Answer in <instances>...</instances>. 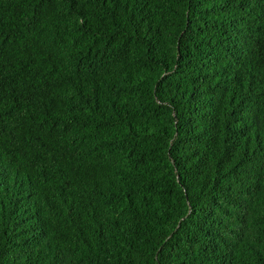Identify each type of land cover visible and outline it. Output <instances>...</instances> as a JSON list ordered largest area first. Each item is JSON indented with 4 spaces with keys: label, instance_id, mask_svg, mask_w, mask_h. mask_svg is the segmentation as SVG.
Returning a JSON list of instances; mask_svg holds the SVG:
<instances>
[{
    "label": "trees",
    "instance_id": "16d2710c",
    "mask_svg": "<svg viewBox=\"0 0 264 264\" xmlns=\"http://www.w3.org/2000/svg\"><path fill=\"white\" fill-rule=\"evenodd\" d=\"M0 264H264V0H0Z\"/></svg>",
    "mask_w": 264,
    "mask_h": 264
}]
</instances>
